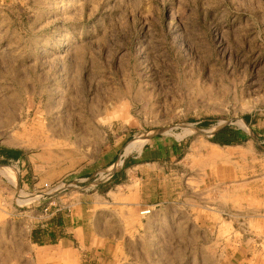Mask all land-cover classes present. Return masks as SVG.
<instances>
[{
    "label": "rangeland",
    "instance_id": "rangeland-1",
    "mask_svg": "<svg viewBox=\"0 0 264 264\" xmlns=\"http://www.w3.org/2000/svg\"><path fill=\"white\" fill-rule=\"evenodd\" d=\"M144 137L141 148L178 149V172L193 155L230 156L231 201L213 174H184L196 196L180 222L144 235L140 212L103 264H264V0H0V154H50L59 178L83 154L124 164Z\"/></svg>",
    "mask_w": 264,
    "mask_h": 264
},
{
    "label": "crops",
    "instance_id": "crops-1",
    "mask_svg": "<svg viewBox=\"0 0 264 264\" xmlns=\"http://www.w3.org/2000/svg\"><path fill=\"white\" fill-rule=\"evenodd\" d=\"M136 152L128 154V162L121 165H116L120 154H83L85 162L79 170L61 174L74 175L69 187L66 183L67 187L60 186L62 176L51 173L50 154L48 158L0 154V160L5 161L0 162V264H103L102 249L111 244L113 250L108 252H115L116 257L122 237L126 232L133 235L125 224L131 217L139 218L140 212L151 210L140 217L144 235L152 229L162 232L164 222H180L186 194L196 196L195 186L183 185L184 174L191 176V183L201 175L213 174L220 197L225 196L224 208L231 201L226 188L233 179L230 156H208L203 167L204 161L193 155L190 170L182 166L178 172L183 156L178 149L163 152L146 145ZM9 169L14 179L9 178ZM104 171L108 172L102 180L92 182ZM173 176L180 177L179 190L166 186ZM18 191L25 195L20 202L15 200ZM212 206L210 215L223 220L225 213L219 204ZM191 209H199V205L195 203ZM92 254L94 260H89Z\"/></svg>",
    "mask_w": 264,
    "mask_h": 264
},
{
    "label": "bare ground",
    "instance_id": "bare-ground-1",
    "mask_svg": "<svg viewBox=\"0 0 264 264\" xmlns=\"http://www.w3.org/2000/svg\"><path fill=\"white\" fill-rule=\"evenodd\" d=\"M189 133H192V129H186V131H185V134H189ZM146 137H144V138H138L137 140H135L133 143H131L128 147H127V149H126V155H128V154H131V153H134L135 151H138L142 146H143V144H145V141H146V139H145ZM10 171L8 172L7 170V172L8 173H11L10 174V176H9V178L12 176L13 177V179L15 178V175H14V173H13V171L11 170V169H9ZM6 171H4V172H6ZM7 175V174H6ZM9 175V174H8ZM12 179V180H13ZM22 197V196H21Z\"/></svg>",
    "mask_w": 264,
    "mask_h": 264
},
{
    "label": "trees",
    "instance_id": "trees-1",
    "mask_svg": "<svg viewBox=\"0 0 264 264\" xmlns=\"http://www.w3.org/2000/svg\"><path fill=\"white\" fill-rule=\"evenodd\" d=\"M213 141L219 145H231V144L237 143L235 134H233L232 137H230L227 140L214 139Z\"/></svg>",
    "mask_w": 264,
    "mask_h": 264
},
{
    "label": "built area",
    "instance_id": "built-area-1",
    "mask_svg": "<svg viewBox=\"0 0 264 264\" xmlns=\"http://www.w3.org/2000/svg\"><path fill=\"white\" fill-rule=\"evenodd\" d=\"M149 214H150V211L149 210L141 212V215H149Z\"/></svg>",
    "mask_w": 264,
    "mask_h": 264
}]
</instances>
